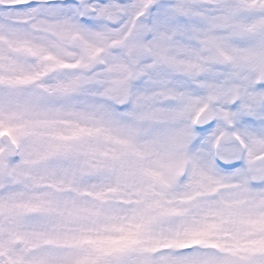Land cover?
<instances>
[{
  "label": "snow or ice",
  "instance_id": "6c2138e0",
  "mask_svg": "<svg viewBox=\"0 0 264 264\" xmlns=\"http://www.w3.org/2000/svg\"><path fill=\"white\" fill-rule=\"evenodd\" d=\"M0 264H264V0H0Z\"/></svg>",
  "mask_w": 264,
  "mask_h": 264
}]
</instances>
